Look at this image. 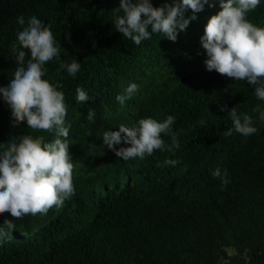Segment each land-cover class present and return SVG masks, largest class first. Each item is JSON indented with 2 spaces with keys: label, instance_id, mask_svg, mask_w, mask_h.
<instances>
[{
  "label": "trees",
  "instance_id": "16d2710c",
  "mask_svg": "<svg viewBox=\"0 0 264 264\" xmlns=\"http://www.w3.org/2000/svg\"><path fill=\"white\" fill-rule=\"evenodd\" d=\"M151 2L159 7L164 0ZM119 3L0 0V87L8 86L17 67L18 16L50 24L62 48L59 60L45 66L44 79L63 85L58 90L71 125L76 187L61 210L13 221V238L0 244V264H264V122L255 111H264V101L246 81L206 70L200 38L218 3L195 14L176 42L153 34L139 46L115 30L116 16L123 15L113 12ZM248 19L264 27V0ZM74 59L81 64L75 78L60 66ZM130 83L139 89L121 105L116 97L126 95ZM77 87L91 99L77 103ZM233 108L253 118L256 134L223 135L232 127ZM89 109L94 122L87 120ZM169 115L180 144L173 152L124 161L103 142L105 131ZM22 135L55 138L26 123L12 127L0 96V151ZM166 159L180 163L172 167ZM216 168L227 169L230 183L223 190L211 175ZM5 219L13 218L0 215V224Z\"/></svg>",
  "mask_w": 264,
  "mask_h": 264
},
{
  "label": "clouds",
  "instance_id": "9594fccd",
  "mask_svg": "<svg viewBox=\"0 0 264 264\" xmlns=\"http://www.w3.org/2000/svg\"><path fill=\"white\" fill-rule=\"evenodd\" d=\"M217 3L219 11L209 18L200 38L206 55V70L234 81H246L254 87L255 97L264 101V27H258L248 19V14L260 6L261 0H164L159 7H154L151 0H120L119 8L113 12L122 11L123 15L116 16L114 26L137 46L151 39L153 34L176 42L178 35L197 19L195 14L204 11L205 5L213 8ZM187 10L193 15L186 18ZM16 23L22 29L16 37L19 49L15 46L12 49L17 67L8 86L0 87V96L10 108L12 127L26 123L34 131L54 133L55 138L44 142L43 137L32 135L13 137L0 151V215L7 213L13 218L0 224V244L13 238L14 220L27 215L46 216L53 209L59 211L76 193L75 165L68 143L71 125H66L65 94L58 90L63 85L44 79L45 66L59 60L62 48L51 25L45 26L36 16L26 21L20 15ZM60 66L73 78L81 69L76 59ZM138 89L136 83H130L125 89L126 95H118L116 100L123 105ZM90 99L83 88H76L77 103H86ZM255 111L260 112L259 119L264 122V111L259 107ZM95 115V110L89 109L87 120L94 122ZM228 115L232 127L223 132L226 138L233 133L243 137L257 133L250 115L239 114L236 108ZM174 124L175 117L171 115L162 122L143 118L136 126L120 125L118 131H105L103 142L124 161L144 159L156 150L173 152L180 147ZM162 136L170 137L171 144H167ZM122 143L127 147L117 150L116 146ZM164 163L175 167L180 161L166 159ZM211 175L220 180L221 190L230 183L227 169L216 168Z\"/></svg>",
  "mask_w": 264,
  "mask_h": 264
},
{
  "label": "rangeland",
  "instance_id": "374dc122",
  "mask_svg": "<svg viewBox=\"0 0 264 264\" xmlns=\"http://www.w3.org/2000/svg\"><path fill=\"white\" fill-rule=\"evenodd\" d=\"M228 253L230 254V253H232V251L231 250H228Z\"/></svg>",
  "mask_w": 264,
  "mask_h": 264
}]
</instances>
